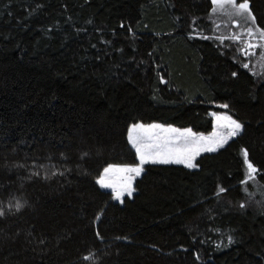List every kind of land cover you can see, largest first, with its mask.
I'll use <instances>...</instances> for the list:
<instances>
[{"label":"trees","instance_id":"1","mask_svg":"<svg viewBox=\"0 0 264 264\" xmlns=\"http://www.w3.org/2000/svg\"><path fill=\"white\" fill-rule=\"evenodd\" d=\"M251 4L264 26V0ZM210 13L211 0H0V264H264V204L239 183L244 148L264 169V78ZM219 104L244 129L198 168L149 164L122 204L98 186L109 164L137 163L131 124L208 132Z\"/></svg>","mask_w":264,"mask_h":264},{"label":"snow or ice","instance_id":"2","mask_svg":"<svg viewBox=\"0 0 264 264\" xmlns=\"http://www.w3.org/2000/svg\"><path fill=\"white\" fill-rule=\"evenodd\" d=\"M211 14L220 17L222 22H230L238 29V31H234L228 36L219 35L215 39L219 40L222 45H224L226 40L232 42V44L225 46H234V51L237 55L233 59L239 60L242 68L249 69L251 60L241 59V57L249 58L258 55L260 62L264 63V26H261L257 22L251 0H211ZM212 15L209 16L210 20L212 19ZM192 24L195 28V19L192 21ZM121 27H123V24H121ZM216 27L218 28L219 25H216ZM202 38L210 39L211 37L203 36ZM257 49L261 51L257 53ZM231 75L236 77L238 73L233 71ZM253 75H257V73L253 72ZM223 107L227 108L228 105L225 104ZM211 115L216 118L218 125L227 129L226 133H213L210 137H204L203 134L193 132L191 128L180 129L174 128L171 125L165 126L158 123L147 125L144 123H133L127 130V140L135 149L139 163L125 165L109 164L103 169V174L97 178L96 182L101 188L111 189V198L122 204L124 203L125 195L132 197L136 190L133 186L134 181L144 172L145 164H178L184 165L189 169L198 168L199 164L196 163V158L202 152L211 153L217 151L230 138L239 135L244 129V124L237 119H233L231 116L220 115L216 112L211 113ZM242 151L247 171L239 183L242 194L251 199L252 191L249 182H255L258 174H264V169L258 168L249 159V151L247 148H244ZM63 155L62 153L61 156L63 157ZM87 155L88 153H83V156ZM65 159L67 158L65 157ZM33 165L36 166V161H33ZM20 166L22 167L23 165ZM39 167L42 168L44 165L41 164ZM113 170L122 173L119 180H113L109 176V173ZM50 175H64V172L57 169L52 171ZM50 175L46 172L42 178L47 180L50 178ZM33 176L40 178L41 173L39 171H33L28 178L31 179ZM228 191V188L217 185V190L214 192V195L220 197L221 194L227 193ZM261 195H264V185H261ZM26 204V201L16 199L15 203L9 202L8 210L9 212H21L26 207ZM239 207L245 208L246 204L241 202ZM5 216L6 212L4 208L0 207V218ZM213 231L219 232L220 229L214 228ZM96 236L103 240L99 231L96 232ZM118 239L120 238L118 237ZM123 239H127V237H123ZM227 242L228 244L233 242L231 235L227 236ZM93 255L90 253L84 256L83 259L90 260L93 258ZM197 259H199V256H197Z\"/></svg>","mask_w":264,"mask_h":264},{"label":"rangeland","instance_id":"3","mask_svg":"<svg viewBox=\"0 0 264 264\" xmlns=\"http://www.w3.org/2000/svg\"><path fill=\"white\" fill-rule=\"evenodd\" d=\"M210 15H212L211 13H210ZM211 22H212V25H213V30H214V38L215 37H217V36H219V35H225V36H228V35H230L232 32H234V31H238V29L237 28H235V26H233L230 22H227V21H224V22H222V19L220 18V17H218V16H215V15H212V19H211ZM216 25H219V27L217 28L216 27ZM217 40V39H216ZM219 43H220V41L219 40H217ZM227 41V40H226ZM225 41V42H226ZM229 42H231V41H229ZM232 43V42H231ZM221 44V43H220ZM261 50L260 49H257L256 50V52L257 53H259ZM235 55H237V53L235 52ZM241 59H248V60H251V63H250V68L249 69H246L250 74H252L253 75V72H255V73H257V75H254V76H257V77H260V78H262V77H264V63H262V62H260V60H259V56L257 55L256 57H249V58H243V57H241ZM239 63H240V61L239 60H237ZM240 65H241V63H240ZM220 105V108H221V110L220 111H215V110H211L210 111V115H211V113H213V112H216V113H218V114H220V115H227V116H231L229 113H227L226 111H224V107H223V105L222 104H219ZM232 117V116H231ZM211 118H212V127H211V130L210 131H208V132H196V133H198V134H203V136L204 137H210V136H212L213 135V133H218V134H221V133H226V131H227V129H225V128H223L221 125H218V123H217V120H216V118L215 117H213L212 115H211ZM233 118V117H232ZM233 119H235V118H233ZM137 123H143V122H137ZM151 123H158V124H162V123H160V122H150V123H144L145 125H147V124H151ZM132 125V124H131ZM130 125V126H131ZM163 125H165V126H168V125H166V124H163ZM172 127H174V128H180V129H184V128H189V127H177V126H174V125H171ZM193 132H195V131H193ZM233 138H235V137H232V138H230L229 140H228V142L230 141V140H232ZM227 142V143H228ZM226 143V144H227ZM130 144V143H129ZM226 144L224 145V146H226ZM131 145V144H130ZM223 146V147H224ZM223 147H221V148H223ZM221 148H219V149H221ZM134 149V148H133ZM218 149V150H219ZM135 150V149H134ZM208 152H202L200 155H203V154H207ZM211 153H213V152H211ZM199 155V156H200ZM198 156V157H199ZM198 157L196 158V160L198 159ZM241 158H242V161H243V165H244V174H245V172L247 171V168H246V165L244 164V157H243V151H241ZM139 163V160H138V158H137V163L136 164H138ZM149 164H152V163H148V164H145L144 165V169H145V167L147 166V165H149ZM115 165H117V164H115ZM171 165H177V166H182V167H185L184 165H178V164H171ZM185 168H187V167H185ZM101 174H103V172L101 173ZM122 175V173H120V172H118V171H115V170H113L112 172H110L109 173V176L111 177V179H113V180H119V178H120V176ZM142 175V174H141ZM140 177V176H139ZM139 177H137L136 179H135V181L139 178ZM135 181H134V184H135ZM98 184V183H97ZM134 184H133V186H134ZM249 184H250V189H251V191H252V197H251V199H249V198H247V202L248 203H252L253 205H256V204H261V202H262V204H264V195H261V187L258 185V183H257V181H255V182H249ZM98 186L100 187V185L98 184ZM101 188V187H100ZM135 188V187H134ZM102 190H105V191H108V192H110L111 193V189H107V188H101ZM257 191L259 192V194L261 195V199H260V201H258L257 200V198H258V193H257ZM134 193H135V191H134ZM134 193H133V195H134ZM257 193V194H256ZM132 195V196H133ZM125 198H132V197H128L127 195H125V197H124V199ZM114 200V199H113ZM115 202H117V203H119V204H121L119 201H116V200H114Z\"/></svg>","mask_w":264,"mask_h":264}]
</instances>
